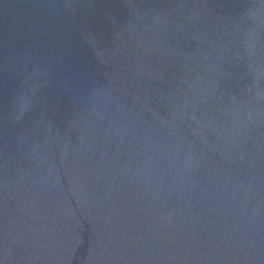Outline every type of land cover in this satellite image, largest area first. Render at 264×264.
<instances>
[{
	"label": "water",
	"instance_id": "1",
	"mask_svg": "<svg viewBox=\"0 0 264 264\" xmlns=\"http://www.w3.org/2000/svg\"><path fill=\"white\" fill-rule=\"evenodd\" d=\"M0 264H264V0H0Z\"/></svg>",
	"mask_w": 264,
	"mask_h": 264
}]
</instances>
